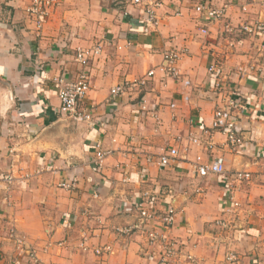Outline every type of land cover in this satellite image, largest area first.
<instances>
[{"label":"crops","instance_id":"1","mask_svg":"<svg viewBox=\"0 0 264 264\" xmlns=\"http://www.w3.org/2000/svg\"><path fill=\"white\" fill-rule=\"evenodd\" d=\"M144 2L160 3L156 28L146 25L145 5L133 0H60L38 31L27 11L31 0H0V264H159L156 253L142 251L141 236H116L147 197L160 213L177 207L171 235L183 257L225 264L234 252L241 260L232 264H264V0ZM224 5V16L214 18L211 12ZM245 24L255 32H240ZM98 44L101 54L86 65L90 88L80 108L106 120L105 128L64 115L54 81L75 80L78 48ZM171 48L186 50L177 78L160 69ZM217 62L227 80L218 94L209 72ZM240 65L259 71L242 77ZM150 70L155 74L145 87L111 94L116 84ZM227 97L250 109L239 120L245 137L239 146H228L215 126ZM209 140L214 149L205 147ZM98 142L113 151L100 169ZM173 147L178 153L167 164L155 162ZM219 154L229 171L248 170L252 179L230 193L222 175L195 172L197 156L209 162ZM70 180L72 188L60 186ZM229 194L240 203L231 215ZM219 219L230 224L223 228ZM11 229L32 244L40 263L17 257ZM106 242L114 252L97 256L93 248Z\"/></svg>","mask_w":264,"mask_h":264},{"label":"built area","instance_id":"2","mask_svg":"<svg viewBox=\"0 0 264 264\" xmlns=\"http://www.w3.org/2000/svg\"><path fill=\"white\" fill-rule=\"evenodd\" d=\"M60 0H32L30 5L27 7L29 14L36 18V26L38 31L43 27V17L48 14L49 8L56 6ZM138 5H145L147 12V18L145 20L146 25L149 28H156L159 24V16L156 8L160 5L158 2H144V0H133ZM196 9L203 11L205 6L199 4ZM227 9V5L221 8L214 9L211 13L214 18H221L224 16ZM204 32L206 28L202 29ZM233 26H228L227 31H234ZM240 32L244 31L247 33H254L255 27L251 24L242 25L239 29ZM186 50L171 48L164 52V61L160 66L163 72L170 73L173 77H179L180 71L178 68V60ZM101 54V45H95L91 48H78L75 61L80 65L77 77L75 80L67 79L65 76L59 75L54 78L55 83L58 87V94L60 99V111L68 118H73L78 122H85L91 128H101L107 126L106 120H97V117L88 107L80 108V102L83 101L90 88L89 74L86 69L88 61L93 57ZM219 62L213 63L209 72L215 75V92L225 91L227 88V80H224L219 71ZM237 73L240 76H246L258 72L257 67L240 65L237 67ZM261 72V69H260ZM155 74L154 70H150L146 76L137 78L134 80H125L113 86L110 90L113 96H126L133 93L138 88L145 87L148 83L149 78ZM218 94V93H217ZM263 97V96H262ZM227 104L218 108L215 112L216 122L215 126L221 129L227 136L226 144L228 146H239L244 140V132L242 127L239 125V120L242 117L249 116L250 109L238 98L227 97ZM264 103V100H262ZM193 142L201 145L202 142L199 138H192ZM214 141L209 140L206 142L205 147L210 150L214 149ZM97 149L94 154V160L100 169L104 163V160L112 154V150L104 148L102 142H98ZM178 151L176 148H171L169 152L159 154L155 158V162L160 165L167 164L173 157L177 155ZM148 160H153V156L149 155ZM195 172L201 176H207L209 174L222 175L228 182V187L231 190H236L237 186L242 181H249L252 179V173L248 170H235L234 172L229 171L226 168L225 158L223 155H216L212 161H204L202 157L197 156L193 164ZM5 179L11 183L12 177L5 176ZM74 180L62 181L60 186L64 188H72ZM232 206L226 209V213L231 215L237 211V207L240 206L239 201L233 194H229ZM152 201L149 197L144 200L142 204L138 206L137 214L135 219L131 222H127L116 228V236L130 237L134 235L141 236V249L144 253H156L159 264H184L186 261L188 264H203L201 260L193 256L192 254H185L180 245L172 237V228L177 221V207L173 204L162 212H158L152 206ZM217 224L223 228H227L230 222L228 219H219L216 221ZM10 239L13 243H16V253L18 256H27L31 261L40 263V259L37 255L36 249L28 242L24 236H19L15 229H11ZM86 248V247H85ZM94 253L97 256L109 255L114 252L113 243H105L96 246ZM241 260V256L234 252H228L226 254L225 264L238 263ZM57 264V263H53Z\"/></svg>","mask_w":264,"mask_h":264},{"label":"rangeland","instance_id":"3","mask_svg":"<svg viewBox=\"0 0 264 264\" xmlns=\"http://www.w3.org/2000/svg\"><path fill=\"white\" fill-rule=\"evenodd\" d=\"M31 2H32V0H31ZM30 5V4H29ZM28 5V6H29ZM17 232V231H16ZM17 234L19 235V236H21L18 232H17ZM26 238V237H25ZM9 239H10V235H9ZM14 244V247H15V249H16V247H17V245H16V243H13ZM185 250V249H184ZM194 256V255H193ZM21 256H18V258H20Z\"/></svg>","mask_w":264,"mask_h":264}]
</instances>
